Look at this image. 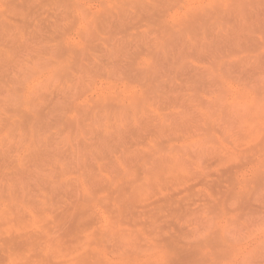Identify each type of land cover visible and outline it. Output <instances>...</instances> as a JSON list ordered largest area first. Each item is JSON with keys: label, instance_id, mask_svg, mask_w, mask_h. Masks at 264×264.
<instances>
[{"label": "rangeland", "instance_id": "obj_1", "mask_svg": "<svg viewBox=\"0 0 264 264\" xmlns=\"http://www.w3.org/2000/svg\"><path fill=\"white\" fill-rule=\"evenodd\" d=\"M0 264H264V0H0Z\"/></svg>", "mask_w": 264, "mask_h": 264}]
</instances>
